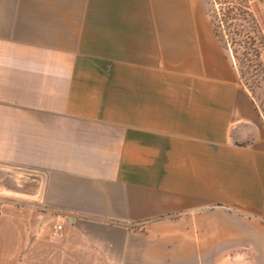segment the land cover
I'll return each instance as SVG.
<instances>
[{
  "label": "crops",
  "instance_id": "obj_1",
  "mask_svg": "<svg viewBox=\"0 0 264 264\" xmlns=\"http://www.w3.org/2000/svg\"><path fill=\"white\" fill-rule=\"evenodd\" d=\"M207 15L0 0V264H264V112Z\"/></svg>",
  "mask_w": 264,
  "mask_h": 264
},
{
  "label": "rangeland",
  "instance_id": "obj_2",
  "mask_svg": "<svg viewBox=\"0 0 264 264\" xmlns=\"http://www.w3.org/2000/svg\"><path fill=\"white\" fill-rule=\"evenodd\" d=\"M242 83L264 112L263 0H199Z\"/></svg>",
  "mask_w": 264,
  "mask_h": 264
},
{
  "label": "built area",
  "instance_id": "obj_3",
  "mask_svg": "<svg viewBox=\"0 0 264 264\" xmlns=\"http://www.w3.org/2000/svg\"><path fill=\"white\" fill-rule=\"evenodd\" d=\"M2 208H1V205H0V212H1ZM63 228H62V225L57 223L53 226V229H52V234H51V237L52 238H60L62 235H63Z\"/></svg>",
  "mask_w": 264,
  "mask_h": 264
},
{
  "label": "trees",
  "instance_id": "obj_4",
  "mask_svg": "<svg viewBox=\"0 0 264 264\" xmlns=\"http://www.w3.org/2000/svg\"><path fill=\"white\" fill-rule=\"evenodd\" d=\"M215 35H216V32H215ZM216 37H217V35H216ZM218 38V37H217Z\"/></svg>",
  "mask_w": 264,
  "mask_h": 264
}]
</instances>
